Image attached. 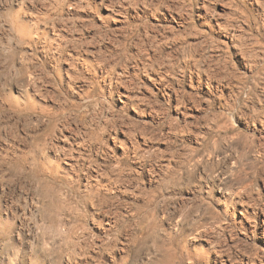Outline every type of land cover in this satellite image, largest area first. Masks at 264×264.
Instances as JSON below:
<instances>
[{
  "label": "rangeland",
  "instance_id": "374dc122",
  "mask_svg": "<svg viewBox=\"0 0 264 264\" xmlns=\"http://www.w3.org/2000/svg\"><path fill=\"white\" fill-rule=\"evenodd\" d=\"M25 1H0V264H264V0ZM28 2L50 33L9 24ZM32 86L55 103L3 98Z\"/></svg>",
  "mask_w": 264,
  "mask_h": 264
},
{
  "label": "bare ground",
  "instance_id": "6f19581e",
  "mask_svg": "<svg viewBox=\"0 0 264 264\" xmlns=\"http://www.w3.org/2000/svg\"><path fill=\"white\" fill-rule=\"evenodd\" d=\"M1 1V0H0ZM27 1V0H26ZM26 1L24 2V3H26ZM38 1V0H37ZM77 1H78V3H79V0H71L70 1V4L67 6L68 8H67V10H68V14L69 13H71L72 11H77V10H79V7H78V4H77ZM119 1V0H118ZM222 1V0H221ZM41 2V1H40ZM54 2V1H53ZM6 3V2H5ZM30 5H27V6H29L30 7V10L27 12L26 10V13L24 14V13H22V14H24V15H21L20 13H19V11H16V12H13V13H10L9 14V16H8V19L10 20V25L12 24L15 28H16V30H18L19 32H17V33H20L21 34V37H22V35H28V36H31L33 33H38V32H40V31H42V33H45V32H49L50 33V30H48L47 28H46V26H43L42 28H41V30H40V27L37 25V24H35V19H36V13L34 12V6H35V4L33 5L31 2H28ZM89 3H94L95 5H97V4H101V6H104L109 12H113V9H111L110 7H109V5L110 4H108V2L106 1V0H86V4L88 5ZM110 3V2H109ZM221 4V3H220ZM2 5V4H1ZM24 5V4H23ZM42 6V5H41ZM100 6V5H99ZM111 6V5H110ZM113 6V5H112ZM119 6V5H118ZM21 7V6H20ZM44 7V6H43ZM97 7V6H96ZM120 7H123V6H121L120 5ZM132 7H134V6H132ZM1 8V7H0ZM8 8H9V6H8ZM97 8H99V7H97ZM100 8H102V7H100ZM25 8H23V10H24ZM118 9V8H117ZM116 9V10H117ZM82 10V9H81ZM120 10V9H119ZM57 11V10H56ZM75 11H74V13H75ZM122 11V10H121ZM127 11V10H126ZM144 11V10H143ZM83 12H84V10H83ZM82 12V13H83ZM108 12V13H109ZM118 12V11H117ZM123 12V11H122ZM170 12V11H169ZM204 12V11H203ZM1 13V12H0ZM116 13V12H115ZM120 13V12H119ZM172 13V12H171ZM201 13V12H200ZM76 14H78V13H76ZM114 14V13H113ZM74 15V14H73ZM117 15V14H116ZM119 15V14H118ZM117 15V16H118ZM121 15V14H120ZM125 15V14H124ZM134 15V14H133ZM136 15V14H135ZM81 15H79V17H80ZM113 16V15H112ZM82 17V16H81ZM85 17V16H84ZM116 17V16H115ZM114 17V18H115ZM207 17V15H206V13L204 12V13H202V18H206ZM48 18V17H47ZM124 18V17H123ZM86 19V18H85ZM7 20V19H6ZM50 20V19H49ZM80 20V19H79ZM83 20V19H82ZM82 20H80V21H82ZM120 20V19H119ZM118 19H114V21L115 22H117V23H119V22H121V21H119ZM170 20H172V22H176V23H180V21L182 20V16L180 15V14H177V12H176V14H170ZM207 20V19H206ZM4 21V20H3ZM8 21V20H7ZM75 21V20H74ZM122 21H124V19L122 20ZM59 23H61V21L59 22ZM63 23V22H62ZM215 23L217 24V25H219V22H217V20L215 21ZM221 24V23H220ZM9 25V26H10ZM45 25V24H44ZM53 25V24H52ZM55 25V24H54ZM48 26V25H47ZM54 27H56V26H54ZM69 27V26H68ZM77 27V26H76ZM84 27V26H83ZM87 27V26H86ZM62 28H63V26H62ZM62 28H60V29H62ZM65 28V27H64ZM100 28V27H99ZM57 30V28H54L53 29V27L51 26V32H52V30ZM59 28H58V30H60ZM96 29V28H95ZM234 29V28H233ZM40 30V31H39ZM57 30V31H58ZM90 30V29H89ZM4 31V30H3ZM56 31V32H57ZM75 31V30H74ZM65 32H66V30H65ZM68 32V31H67ZM77 32V31H76ZM116 32V31H115ZM14 33V32H13ZM58 33V35L59 34H61V33H59V31L57 32ZM57 33H52V36H51V38H52V40L51 39H49L50 41H54L55 42V44H60V41H58V40H61L60 38L61 37H59L58 38V35H57ZM69 33V32H68ZM93 33V32H92ZM63 34V33H62ZM90 34V33H89ZM89 34H87V35H89ZM55 35V36H54ZM83 35V34H82ZM81 35V36H82ZM92 35V34H91ZM106 35V34H105ZM25 36H24V38H25ZM36 36V35H35ZM39 36V35H38ZM41 36V35H40ZM68 36V35H67ZM66 36V37H67ZM90 36V35H89ZM102 36V35H101ZM47 37V36H46ZM31 38V37H30ZM26 39V38H25ZM66 39V38H65ZM84 39V38H83ZM34 40V39H33ZM77 40H79V39H77ZM81 40V39H80ZM94 40V39H93ZM37 41V40H36ZM35 41V42H36ZM66 41V40H65ZM68 41V40H67ZM82 41V44H84L85 45V47L82 45V44H79V42L77 43L78 45H81L82 46V48L80 47V49H79V51H78V49H77V51H78V55L79 56H76V57H80L82 60H83V62H85L86 64H92L93 62H95L96 60H98V62H99V60L101 59H99L97 56L98 55H96V51H94V50H92L90 47H92V44L94 43H90V42H88V41H84V40H81ZM81 41H80V43H81ZM89 41H91V40H89ZM115 41H116V39H115ZM31 43H32V40L30 41ZM76 42V41H75ZM18 43H20V42H18ZM28 44V43H27ZM50 44V43H49ZM52 45H53V43H51ZM50 44V45H51ZM54 44V45H55ZM95 44V43H94ZM44 45V44H43ZM72 45V44H71ZM102 45V44H101ZM104 45V44H103ZM106 45V44H105ZM22 46V45H21ZM29 46V45H28ZM95 46V45H94ZM20 47V46H19ZM23 47V46H22ZM55 47H56V45H55ZM72 47V46H71ZM74 47V46H73ZM72 47V48H73ZM97 47V46H96ZM96 47H94V48H96ZM102 47V46H101ZM50 48V47H49ZM48 48V49H49ZM122 48V47H121ZM10 49H12V47H9V46H7V52L10 54L9 55V59H12V56H13V53L11 52V50ZM75 49V48H74ZM74 49L72 50V51H74ZM97 49V48H96ZM113 49V48H112ZM146 49V48H145ZM63 50V49H62ZM81 50V51H80ZM98 50V49H97ZM99 50H101V49H99ZM98 50V51H99ZM44 51V50H43ZM102 51V50H101ZM51 52V51H50ZM31 53V52H30ZM48 53V52H47ZM103 53V52H102ZM148 53V52H147ZM155 53V52H154ZM71 54H73L71 51H70V55ZM75 54V53H74ZM77 54V53H76ZM98 54H100V53H98ZM188 54V53H187ZM190 54V53H189ZM101 56L103 55V54H100ZM105 55V54H104ZM107 55V54H106ZM128 55V54H127ZM53 56V55H52ZM72 56H75V55H72ZM25 57V56H24ZM49 57V56H48ZM76 57H74V58H76ZM105 57V56H104ZM21 58V57H20ZM50 58V57H49ZM106 58V57H105ZM111 58V57H110ZM191 58V57H190ZM79 59V58H78ZM147 59V58H146ZM189 59V58H188ZM62 60V59H61ZM65 60V59H64ZM81 60V61H82ZM66 61V60H65ZM75 61H77V60H75ZM106 61H107V59H106ZM106 61H104L105 63H106ZM58 62V61H57ZM74 62V61H73ZM103 62V60H102V62H101V60H100V63H101V65L104 63ZM27 63V62H26ZM62 63H64V64H61V65H59V66H57V67H54V71H55V73L60 77V79H61V82H64V83H68V81L71 79V76L73 75H71V71L73 70V69H71V67L69 66V64H67V63H65V62H62ZM77 63V62H76ZM100 63L99 64H97V65H99L100 66ZM28 64V63H27ZM52 64V63H51ZM72 64H74V63H72ZM81 65V64H80ZM96 65V64H95ZM152 65H153V63H152ZM14 65H12L11 64V67H13ZM53 67V66H52ZM80 67V66H79ZM82 67V66H81ZM98 67V66H97ZM84 68V67H83ZM99 68V67H98ZM110 69V68H109ZM78 70V69H77ZM195 70V69H194ZM96 73V72H95ZM120 73V72H119ZM32 76V75H31ZM92 78V77H91ZM33 83V82H32ZM63 85V84H62ZM69 85V84H68ZM107 85V84H106ZM21 87V86H20ZM37 87V86H36ZM72 87V86H71ZM10 88V87H9ZM18 90H19V96L18 97H16L15 95H13L12 93H10L9 91L8 92H5V94H3V98H4V100L5 101H7V103H8V105H9V107L10 108H12V109H18L19 111H24L25 109H33L34 107H36V106H49V105H51V104H53V103H55L54 101H53V99H52V97H50L49 95H50V90H45V95H43L42 93H40L38 90H36L35 89V86H32V88L31 89H26V90H23V89H21V88H18ZM100 90V89H99ZM102 92V91H101ZM49 94V95H48ZM67 94V93H66ZM22 95H26L27 96V98L29 99V101H31V100H33V102H31L30 104H31V106L33 107H31L30 105H29V103H25V102H22L20 99H19V97H24V96H22ZM35 95L36 96H38V101L36 100L35 101ZM53 95V94H52ZM51 95V96H52ZM122 95H124V96H126V92H122ZM48 96H49V98H48ZM128 96V95H127ZM55 98V97H54ZM66 98V97H65ZM31 99V100H30ZM64 99V98H63ZM3 100V99H2ZM26 101V100H25ZM3 107V106H2ZM41 108V107H40ZM51 128V127H50ZM57 128V127H56ZM126 130L124 131V130H121V134L125 137V138H127L126 137ZM36 140V139H35ZM61 145L60 146H55V145H53L52 147H51V151H52V157L53 158H51L50 159V157H49V162L50 161H52L53 159L54 160H56L57 161V158L56 157H58L59 159H60V157H61V155L59 154V153H61L62 155H64L62 152H63V149H64V147L65 148H68V147H71L72 145H73V143H74V141L76 140V134L72 131V130H67V133L66 134H62V137H61ZM121 140H123V139H121ZM82 141V140H81ZM31 143V142H30ZM49 143V142H48ZM77 143V142H76ZM60 147V148H59ZM8 149V148H7ZM50 149V148H49ZM69 150V149H68ZM1 152V151H0ZM5 154V153H4ZM57 155V156H56ZM2 156V155H1ZM4 157V156H3ZM21 157V156H20ZM19 157V158H20ZM11 158V157H10ZM62 159V158H61ZM11 160V159H10ZM25 160V159H24ZM19 161H21V160H19ZM23 161V160H22ZM48 161V160H47ZM64 161V160H63ZM71 160L68 158L67 160H65V164L67 165V167L69 168L70 166H71V162H70ZM24 162V161H23ZM25 163V162H24ZM4 164V163H3ZM13 166H14V164H13ZM51 166V165H50ZM58 168V167H57ZM45 172V171H44ZM241 202V201H240ZM0 227H1V225H0Z\"/></svg>",
  "mask_w": 264,
  "mask_h": 264
},
{
  "label": "clouds",
  "instance_id": "9594fccd",
  "mask_svg": "<svg viewBox=\"0 0 264 264\" xmlns=\"http://www.w3.org/2000/svg\"><path fill=\"white\" fill-rule=\"evenodd\" d=\"M233 111H235V110H233ZM260 131H264V129H259Z\"/></svg>",
  "mask_w": 264,
  "mask_h": 264
}]
</instances>
